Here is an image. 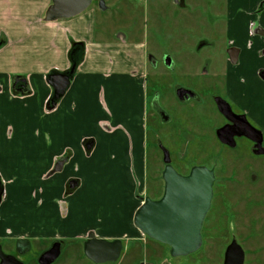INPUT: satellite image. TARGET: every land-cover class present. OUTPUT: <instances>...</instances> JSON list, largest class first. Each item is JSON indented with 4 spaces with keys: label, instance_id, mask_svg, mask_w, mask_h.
I'll return each mask as SVG.
<instances>
[{
    "label": "crops",
    "instance_id": "0c3cea01",
    "mask_svg": "<svg viewBox=\"0 0 264 264\" xmlns=\"http://www.w3.org/2000/svg\"><path fill=\"white\" fill-rule=\"evenodd\" d=\"M263 3L226 0L228 44L238 60L227 58L223 78L229 104L260 130ZM51 5V0H0V245L14 243L17 250L19 240L30 249L40 239L64 247L81 242L87 261L78 257L70 264H95L84 254L92 234L119 240L126 251L150 240L134 223L150 195L148 58L140 41L97 38L95 11L47 21ZM76 43L84 45V56L71 73L69 52ZM60 74L71 83L56 100L49 80ZM15 78L25 82L14 88Z\"/></svg>",
    "mask_w": 264,
    "mask_h": 264
},
{
    "label": "rangeland",
    "instance_id": "374dc122",
    "mask_svg": "<svg viewBox=\"0 0 264 264\" xmlns=\"http://www.w3.org/2000/svg\"><path fill=\"white\" fill-rule=\"evenodd\" d=\"M98 2L93 0L84 12L95 11L97 38L120 43L123 36L127 43L136 45L140 41L146 48L149 197L157 200L164 194L165 164L159 141L169 150L177 172L207 166L215 169L218 178L200 250L176 258L171 256L169 246L150 239L148 245H134V250L126 251L127 245L123 246L119 261L109 264H223L227 243L233 235L244 246V264H264L263 191L260 202H249L258 195L249 193L252 183L264 190V155L255 156L246 139H240L233 149L222 147L216 138V130L224 120L214 99L229 103L223 81L228 49L224 37L225 0H105V11L100 10ZM178 88L194 92L199 101L180 102L176 96ZM159 110L167 116L166 121ZM253 127L264 137V130ZM226 183L235 187L229 197L222 185ZM238 188L242 190L240 195ZM53 243L33 240L22 260L25 264H37L40 255ZM2 244L5 254L18 256L16 244ZM65 244L55 264H70L78 257L87 261L82 256L81 242Z\"/></svg>",
    "mask_w": 264,
    "mask_h": 264
},
{
    "label": "water",
    "instance_id": "95a60500",
    "mask_svg": "<svg viewBox=\"0 0 264 264\" xmlns=\"http://www.w3.org/2000/svg\"><path fill=\"white\" fill-rule=\"evenodd\" d=\"M52 5L46 12L49 22L70 19L85 12L93 0H51ZM99 8L107 10L105 0H99ZM234 51V50H233ZM232 63L238 60L237 52L229 53ZM75 69L71 70V73ZM22 78H15L13 87ZM71 83L67 74L52 75L49 84L54 88V98L59 100L67 91ZM22 92L28 93L26 90ZM180 101L195 99L196 94L179 88L176 91ZM219 112L230 122L229 125L217 131L221 143L235 147V137H244L254 143V154L264 155L263 135L254 128L243 115H235L231 106L222 98L215 99ZM158 146L163 153L165 169L162 178L165 183L164 194L160 200L147 197L135 214V226L151 240L169 246L172 257H184L197 252L202 245L201 229L204 219L211 207L213 198V171L205 167H194L190 174L183 176L172 167L171 155L168 149L159 141ZM3 189L0 182V202ZM64 247L63 242H55L37 260L38 264H55L60 258ZM122 242L117 240L108 242L97 239L92 234L84 245L85 256L95 264L117 262L122 253ZM30 244L25 240L17 242V250L25 254ZM245 252L235 240L226 249L224 264H244ZM0 264H23L16 257L4 253L0 245Z\"/></svg>",
    "mask_w": 264,
    "mask_h": 264
},
{
    "label": "flooded vegetation",
    "instance_id": "af4514ba",
    "mask_svg": "<svg viewBox=\"0 0 264 264\" xmlns=\"http://www.w3.org/2000/svg\"><path fill=\"white\" fill-rule=\"evenodd\" d=\"M262 8H264V3L262 4ZM261 8V9H262ZM261 9H259L258 11L260 12L261 11ZM224 10H225V16H224V24H225V30H224V37L226 36L227 37V40H228V31H227V28H226V0H225V2H224ZM228 45V49H226V53H227V58L230 60V56H229V53L230 52H237V54H238V51L235 49V48H231V47H229V44H227ZM234 50V51H233ZM230 62H231V60H230ZM232 63V62H231ZM234 64V63H233ZM226 66V65H225ZM179 89V88H178ZM177 89V90H178ZM183 89V88H182ZM176 90V91H177ZM194 93V92H193ZM176 96H177V94H176ZM196 97L197 98H195V99H188V100H185V101H180L179 99H178V97H177V99L180 101V102H187V101H189V100H194V101H199V97L196 95ZM216 99V98H215ZM215 99H214V102H215ZM224 100V99H223ZM226 101V100H225ZM227 102V101H226ZM228 103V102H227ZM215 104H216V102H215ZM229 104V103H228ZM230 105V104H229ZM231 106V105H230ZM216 108H217V105H216ZM233 108V109H232ZM231 109H232V111H233V113L235 114V115H239V116H241V115H243V114H240V113H238L237 111H236V109L234 108V107H232L231 106ZM217 110H218V108H217ZM159 112H160V116H162V118H163V120H167L168 118H167V116L165 115V113L162 111V110H159ZM218 112H219V110H218ZM219 114H220V116L223 118V120H224V124L219 128V129H221V128H223L224 126H226V125H229L230 124V122L219 112ZM244 116V115H243ZM246 117V116H245ZM247 118V117H246ZM248 120V119H247ZM219 129H217L216 130V138H217V140H218V142L220 143V145L222 146V147H226V148H232V147H229L228 145H225V144H223V143H221L220 142V140L218 139V137H217V131L219 130ZM240 139H246V138H244V137H235V141H236V146L235 147H233V149L234 148H236L237 147V144H238V141L240 140ZM246 140H248V139H246ZM249 141V140H248ZM161 142V141H160ZM250 143H251V149H252V152H253V154H254V150H253V146H254V143L253 142H251L250 141ZM255 155V154H254ZM255 156H258V155H255ZM195 167H197V166H195ZM199 167H203V166H199ZM194 167H192V168H190V169H188L187 170V172H182V173H179V174H181V175H183V176H187V175H189L190 174V172H191V170L193 169ZM205 168H207L208 170H210V171H213V173H214V176H215V180H214V183H213V187H212V190H213V198H212V202H211V207H210V209H209V211H208V213H207V215H206V217H205V219H204V222H203V225H202V229H201V236H202V245H203V230H204V225H205V223H206V220H207V217H208V214H209V212H210V210H211V208H212V203H213V200H214V197H215V192H216V187H217V181H218V178L216 177V171H215V169L214 168H212V167H207V166H205ZM181 172V171H180ZM228 181V180H227ZM223 182H225L224 180H223ZM256 182H254V183H252V185H250V188H249V193H258V195L257 196H254L253 198H251V200L249 201V202H255L256 201V199L258 200L259 198H261L262 197V195L264 196V190H261V188L260 187H257L256 186ZM223 186H224V188H225V193L228 195V197L230 196L229 195V193L231 192V190L233 189V188H235L233 185H231V184H228V183H226V184H222ZM253 186H255V187H253ZM239 189V195L241 194V192H242V190L240 189V188H238ZM262 191H263V194L261 195V196H259L261 193H262ZM250 197H251V195H250ZM162 198V197H161ZM161 198H159V199H157V200H160ZM239 199V201L240 202H243L244 203V201L241 199V198H238ZM255 201H254V200ZM263 201H264V199H263ZM257 202H260L259 200L257 201ZM233 240H235L236 242H237V244L239 245V246H241V248H243L244 246H243V244H241V243H239L238 242V238H236L234 235L229 239V242L227 243V246H226V249L231 245V243L233 242ZM202 245H201V248H202ZM200 248V249H201ZM199 249V250H200ZM245 252V251H244ZM25 255V254H24ZM23 255H21V254H18V256H15L19 261H21L23 264H25V262L22 260V257ZM245 261H246V255H245ZM223 264H224V261H223Z\"/></svg>",
    "mask_w": 264,
    "mask_h": 264
},
{
    "label": "trees",
    "instance_id": "16d2710c",
    "mask_svg": "<svg viewBox=\"0 0 264 264\" xmlns=\"http://www.w3.org/2000/svg\"><path fill=\"white\" fill-rule=\"evenodd\" d=\"M84 56V45L76 43L71 47L69 52V59L71 62V68L76 69L81 63Z\"/></svg>",
    "mask_w": 264,
    "mask_h": 264
}]
</instances>
